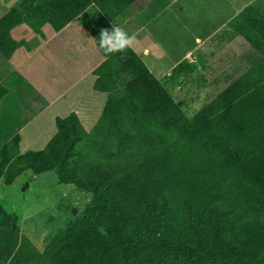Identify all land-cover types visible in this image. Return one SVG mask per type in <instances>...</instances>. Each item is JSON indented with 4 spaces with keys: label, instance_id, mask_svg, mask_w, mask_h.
Instances as JSON below:
<instances>
[{
    "label": "rangeland",
    "instance_id": "1",
    "mask_svg": "<svg viewBox=\"0 0 264 264\" xmlns=\"http://www.w3.org/2000/svg\"><path fill=\"white\" fill-rule=\"evenodd\" d=\"M148 2L155 3L157 8L159 5L164 8L157 23L162 24L164 36L168 30L171 31L167 37L170 43L181 39L183 35L188 43H192V34L211 30L212 26L219 25L235 10L232 8L233 0ZM235 40L245 44L238 37ZM246 53L238 62H233L226 73L211 74V82L185 85L180 89L167 88L174 100L172 102L190 124L214 102L223 101V95L229 87L259 61L260 56L254 49L248 48ZM232 96L237 120L227 125L219 122V125L223 137H226V133L228 138L236 132L240 133L234 142L227 144L226 140L219 146L217 142L216 145L193 142L192 146L186 145L179 149L181 158L172 160L171 153L160 152L156 157L163 156V162L160 163L165 164H149L136 169L143 184L137 185L132 192L124 189L119 193L122 204L118 211L120 217H123L122 212L127 217L117 220L102 215L116 235L125 238L136 234L146 241L147 246L152 247L160 235L164 240L175 239L179 243H201L202 247L212 243L216 248H233L254 260L263 256L264 179L256 178L247 164L253 160L261 163L264 150L257 149L255 145L257 132L250 128L254 125L253 117L249 120L240 117L250 110L255 99L250 94ZM56 134L57 126L54 136ZM238 152H245L246 156L242 159ZM0 166V170H3L0 173V206L11 212L9 217H0V226L8 227L14 220L21 225L22 220L25 234L42 252L61 233L75 226L82 213L95 204L92 193L81 190L66 178L60 179L54 172L44 171L40 175L16 171L8 173L10 163ZM149 187L154 188L152 193L155 196L165 197L168 202L157 224L140 216L142 199ZM191 215L197 218L195 230V218H191ZM81 228L82 248H90L93 264H186L182 257L158 245L147 254L124 250L117 253L90 224ZM73 250V246L68 247L62 251L61 257H71Z\"/></svg>",
    "mask_w": 264,
    "mask_h": 264
},
{
    "label": "trees",
    "instance_id": "2",
    "mask_svg": "<svg viewBox=\"0 0 264 264\" xmlns=\"http://www.w3.org/2000/svg\"><path fill=\"white\" fill-rule=\"evenodd\" d=\"M136 1L46 0L40 11L49 13L55 30L59 31L93 4L107 19L113 20ZM251 12H254L252 8L246 11L247 24L241 25V29L237 30L259 54V61L237 83L229 87L223 95V101L214 102L191 124L172 102L174 100L167 85L157 80L130 48L124 52L106 55L99 47L101 33L92 32L100 52L108 58L97 73H102L105 66H111L112 74L125 76L123 85L115 93L116 97L107 101L102 116L91 132L84 130L74 114L65 119L57 118L58 134L43 151L9 155L6 147L4 153L0 154V165L10 163L8 173L16 171L20 174L30 172L40 175L44 171L54 172L60 179L66 178L81 190L92 193L96 199L95 204L82 213L77 226L61 233L42 253L26 237L20 238L19 221H12L8 227L0 226V264H6L9 260L11 264H93L90 248H82L81 227L89 224L103 239L108 240L117 253L124 250L147 254L158 245L182 257L186 264H202L208 261L211 264H264V252L262 257L254 260L233 248H216L212 243L206 247H202L201 243H179L175 239L164 240L160 235L155 246H147L146 241L136 234L119 237L107 226L102 216H111L117 220L127 217L124 212L123 217H120L118 209L122 200L119 193L124 189L132 192L137 185L143 184L136 169L149 164H161L163 156L157 158L156 154L171 153L170 158L175 160L177 157L181 158L179 149L186 145L192 146L193 142L201 141L203 144L213 145L218 143V146L226 140L227 144L233 143L240 133L236 132L229 138L226 133V137H223L219 125V122L227 125L237 120L233 111V94L237 97L248 94L254 97L255 101H252L254 104L250 105V110L242 113L240 117L247 120L253 117L254 125L250 128L257 132L255 145L257 149L264 150V14L255 12L254 16ZM4 21L0 22V50L9 56L15 46L11 44L7 51L3 46V35L14 24L6 26ZM232 25L236 26L235 21ZM180 69L181 66L175 72ZM19 141L20 137H16L12 145L16 146ZM81 143L83 144L77 147ZM238 155L242 159L246 156L245 152ZM247 167L256 178L264 179V160L261 163L253 160ZM153 190V187H149L143 196L140 216L157 224L168 202L165 197L155 196ZM10 213L0 206V217H9ZM191 218H195V230L197 218L192 215ZM100 228L106 234H101ZM78 243L82 250L80 247L77 249ZM70 246L74 247L73 255L64 259L61 253Z\"/></svg>",
    "mask_w": 264,
    "mask_h": 264
},
{
    "label": "crops",
    "instance_id": "3",
    "mask_svg": "<svg viewBox=\"0 0 264 264\" xmlns=\"http://www.w3.org/2000/svg\"><path fill=\"white\" fill-rule=\"evenodd\" d=\"M45 1L0 0V22L14 24L4 32L3 46L7 51L15 46L9 56L0 50V154L6 147L9 155L43 150L55 135L57 118L72 114L86 132L93 130L125 77L112 74L111 66L97 73L108 58L100 52L93 31H111L113 24L119 25L135 36L130 49L147 70L167 88L180 89L211 82V74H224L245 57L252 47L237 28L247 24L248 9L264 14V0H233L234 12L219 25L192 34V43L185 35L170 43L171 31L164 36L157 23L164 8L148 0H137L113 20L93 4L59 31L49 13L40 11ZM16 137L20 141L14 146ZM20 221V238L31 242Z\"/></svg>",
    "mask_w": 264,
    "mask_h": 264
},
{
    "label": "clouds",
    "instance_id": "4",
    "mask_svg": "<svg viewBox=\"0 0 264 264\" xmlns=\"http://www.w3.org/2000/svg\"><path fill=\"white\" fill-rule=\"evenodd\" d=\"M135 36H130L122 27L113 24L111 31L101 30L99 47L106 55L116 52H124L133 46ZM101 234H106L103 228H100Z\"/></svg>",
    "mask_w": 264,
    "mask_h": 264
}]
</instances>
